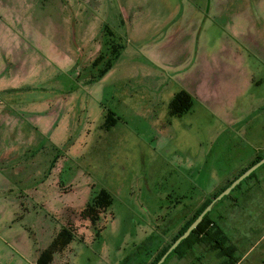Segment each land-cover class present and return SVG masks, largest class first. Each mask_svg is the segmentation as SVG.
I'll return each mask as SVG.
<instances>
[{
  "label": "rangeland",
  "instance_id": "obj_1",
  "mask_svg": "<svg viewBox=\"0 0 264 264\" xmlns=\"http://www.w3.org/2000/svg\"><path fill=\"white\" fill-rule=\"evenodd\" d=\"M105 25L126 47L91 82ZM181 91L194 107L171 117ZM108 111L121 121L107 131ZM260 156L264 0H0V264H37L63 227L75 236L51 264H151L186 209ZM102 189L114 203L93 223ZM211 218L256 242L264 165Z\"/></svg>",
  "mask_w": 264,
  "mask_h": 264
},
{
  "label": "trees",
  "instance_id": "obj_2",
  "mask_svg": "<svg viewBox=\"0 0 264 264\" xmlns=\"http://www.w3.org/2000/svg\"><path fill=\"white\" fill-rule=\"evenodd\" d=\"M104 35L106 37V51L103 52L93 63V66L95 68L99 67L102 64H104V66L99 70L98 75L92 78L91 82H96L102 79L119 60L126 47L124 38L121 36H117L107 25L104 26ZM194 104V98L188 92L181 91L174 96L173 100L170 103V116L182 117L193 109ZM120 121L121 118L118 117L115 112L108 111L106 113L105 122L102 128L108 131ZM262 158L264 157H258L248 167L244 168L241 173L234 178V180H236L248 168L260 161ZM257 171L246 178L235 190L239 189L246 181L255 178ZM234 180L228 182V184L223 189H220L216 194L206 198L202 202L201 206H199L198 209H195L192 217L189 215V217L191 218L188 220L185 226H182L181 231L173 239V241L177 240L182 234H184L191 226V224L212 202V198L217 197L220 193H222ZM231 194L221 199L213 209H215L219 203L229 198ZM91 196V199L82 212V216L84 218L90 219L93 223H96L100 219L101 214L107 211L113 205L114 198L113 195L106 189H102L95 193L94 191H92ZM211 215L212 212L204 217L202 223L187 239L181 242L178 249L170 254L163 264H166V262L173 256H177L182 259L183 257L189 255L191 251L199 245L208 246L212 251L217 252L220 257L231 258V253L234 252V248L227 245L229 240L225 232L215 221L212 220ZM74 236L75 233L71 227H63L52 244L41 253L37 264H51L54 260L55 255L63 252L70 245ZM170 245L164 248L161 254H159L151 264H157L163 257V255L168 251ZM236 262L237 259H234L233 261L231 259L228 261V264H237Z\"/></svg>",
  "mask_w": 264,
  "mask_h": 264
},
{
  "label": "crops",
  "instance_id": "obj_3",
  "mask_svg": "<svg viewBox=\"0 0 264 264\" xmlns=\"http://www.w3.org/2000/svg\"><path fill=\"white\" fill-rule=\"evenodd\" d=\"M57 160H58V155L55 156V158L49 164V167L53 169L52 171L57 170V166H58ZM54 172H57V171H54ZM91 194H92V190H91ZM215 222L225 232L229 240L227 245L234 248V252L231 253V258L220 257L217 252L212 251L214 260L215 259L217 260L216 264H228V261L231 259L232 261L234 259H237V262H236L237 264H264V233L261 234V236H259L256 242L250 241L249 244H247L246 243L247 240H245L246 238L242 240L241 238L237 240L232 239L230 233L227 232L226 229L222 226L223 223L219 219L215 218ZM227 224L229 223L227 222ZM182 226L183 224L173 233L172 238H174V236L181 230ZM195 249L191 251L192 255H194V257L196 258V262L194 264H204L206 262V256L203 253L200 255ZM194 250L195 252H193ZM189 255L183 258L187 260L189 258Z\"/></svg>",
  "mask_w": 264,
  "mask_h": 264
},
{
  "label": "water",
  "instance_id": "obj_4",
  "mask_svg": "<svg viewBox=\"0 0 264 264\" xmlns=\"http://www.w3.org/2000/svg\"><path fill=\"white\" fill-rule=\"evenodd\" d=\"M264 165V158H262L260 161L252 165L250 168H248L242 175H240L236 180H234L228 188H226L222 193H220L217 197L213 199V201L207 206V208L198 216V218L191 224V226L187 229V231L182 234L169 248V250L163 255V257L159 260L157 264H163L168 256L175 252V249L180 246L181 242L185 239H187L191 233L194 232V230L202 223L204 217L210 213L213 209V207L216 205L218 201L223 199L225 196L229 195L232 191H234L240 184L248 178L252 173L257 171L259 168H261Z\"/></svg>",
  "mask_w": 264,
  "mask_h": 264
},
{
  "label": "flooded vegetation",
  "instance_id": "obj_5",
  "mask_svg": "<svg viewBox=\"0 0 264 264\" xmlns=\"http://www.w3.org/2000/svg\"><path fill=\"white\" fill-rule=\"evenodd\" d=\"M232 192H233V191H232ZM232 192H231V193H232ZM231 193H230V194H231ZM230 194H229V195H230ZM214 198H215V197L212 198V201H213ZM218 202H220V201H218ZM218 202H217V203H218ZM217 203H216V204H217ZM199 206H201V204H200ZM199 206H198V207H199ZM198 207H196V208H191V209H190V208L186 209V213H184L183 226L186 225V223L188 222V220L192 217V214L195 212V209H198ZM206 208H207V207H206ZM213 208H214V207H213ZM191 210H193V211H191ZM214 210H215V209H212L211 212L213 213ZM211 212H210V213H211ZM208 214H209V213H208ZM189 215H190L191 217H189ZM212 220L215 221V219H213V218H212ZM181 229H182V228H181ZM180 231H181V230H180ZM180 231H179V232H180ZM179 232L174 236V238L179 234ZM191 234H192V233H191ZM174 238H172V243H171L170 247H171L172 244L176 241V240L173 241ZM170 247H169V248H170ZM169 248H168V250H169ZM177 249H178V247L175 249V251H176ZM194 249H195V248H194Z\"/></svg>",
  "mask_w": 264,
  "mask_h": 264
}]
</instances>
